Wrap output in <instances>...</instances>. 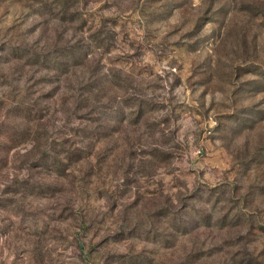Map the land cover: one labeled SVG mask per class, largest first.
<instances>
[{
  "label": "rangeland",
  "instance_id": "obj_1",
  "mask_svg": "<svg viewBox=\"0 0 264 264\" xmlns=\"http://www.w3.org/2000/svg\"><path fill=\"white\" fill-rule=\"evenodd\" d=\"M0 264H264V0H0Z\"/></svg>",
  "mask_w": 264,
  "mask_h": 264
}]
</instances>
